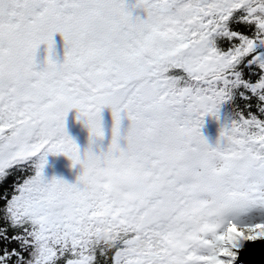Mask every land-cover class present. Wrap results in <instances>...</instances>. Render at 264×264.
<instances>
[{"label": "snow or ice", "instance_id": "snow-or-ice-1", "mask_svg": "<svg viewBox=\"0 0 264 264\" xmlns=\"http://www.w3.org/2000/svg\"><path fill=\"white\" fill-rule=\"evenodd\" d=\"M257 244L264 0H0V264H246Z\"/></svg>", "mask_w": 264, "mask_h": 264}, {"label": "rangeland", "instance_id": "rangeland-1", "mask_svg": "<svg viewBox=\"0 0 264 264\" xmlns=\"http://www.w3.org/2000/svg\"><path fill=\"white\" fill-rule=\"evenodd\" d=\"M107 112V114H104ZM103 126L106 131V138L103 142H99L101 146H106L110 139V129L113 123L111 112L108 109H104L101 113ZM122 123L126 126L127 121L124 120ZM226 123L222 119L215 117L206 116L204 117V124L201 129L202 134L208 139L210 143H215L221 125ZM66 129L68 134L75 140L81 151L88 144V133L86 128L76 120V112L72 110L69 112L66 118ZM46 163L44 166V175L46 178L51 179L52 177L62 178L65 181L72 183L75 182L76 177L80 174V167L71 166V161L63 155H52L49 154L45 157Z\"/></svg>", "mask_w": 264, "mask_h": 264}, {"label": "trees", "instance_id": "trees-1", "mask_svg": "<svg viewBox=\"0 0 264 264\" xmlns=\"http://www.w3.org/2000/svg\"><path fill=\"white\" fill-rule=\"evenodd\" d=\"M54 51H55V59L57 60H62L63 56H64V43H63V39L59 34H56L54 37ZM46 46L41 45L40 48L38 49L37 52V57L38 59H43L44 56L47 54L45 51ZM219 119H222L223 121L227 122V120L230 118L229 117V112L227 108H224L221 110L220 114H219Z\"/></svg>", "mask_w": 264, "mask_h": 264}, {"label": "water", "instance_id": "water-1", "mask_svg": "<svg viewBox=\"0 0 264 264\" xmlns=\"http://www.w3.org/2000/svg\"><path fill=\"white\" fill-rule=\"evenodd\" d=\"M104 114H107V112H104ZM244 261L246 264H264V246L255 245L245 254Z\"/></svg>", "mask_w": 264, "mask_h": 264}]
</instances>
